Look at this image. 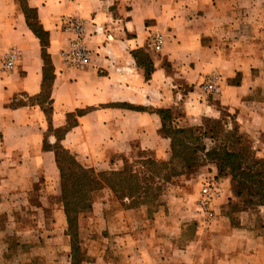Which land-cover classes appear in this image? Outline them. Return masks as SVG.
I'll use <instances>...</instances> for the list:
<instances>
[{
    "label": "crops",
    "instance_id": "1",
    "mask_svg": "<svg viewBox=\"0 0 264 264\" xmlns=\"http://www.w3.org/2000/svg\"><path fill=\"white\" fill-rule=\"evenodd\" d=\"M27 1L50 38L51 127L65 130L75 117L60 144L85 168L120 171L123 157L139 153L168 160L164 109L182 112L181 128L226 112L264 158V0ZM67 18L104 30L96 35L90 26L92 60L83 69L62 66ZM158 34L166 39L159 52L151 47ZM13 52L18 60L6 70ZM138 52L152 62L149 79ZM44 68L41 41L19 1L0 0V264L73 262L53 149L59 140L32 103L42 94ZM212 75L221 77L216 94L200 87ZM221 188L220 212L233 198L231 180ZM173 219L163 206L150 218L112 190L98 192L79 219L82 264H264V207L217 220L195 239Z\"/></svg>",
    "mask_w": 264,
    "mask_h": 264
},
{
    "label": "trees",
    "instance_id": "2",
    "mask_svg": "<svg viewBox=\"0 0 264 264\" xmlns=\"http://www.w3.org/2000/svg\"><path fill=\"white\" fill-rule=\"evenodd\" d=\"M18 1L22 10L26 13L28 26L39 38L43 48L45 62L44 85L42 94L39 98L32 100V103H37L44 109L50 124L48 133L55 134L59 140V143L53 149L62 178L63 202L68 220V235L72 239V264H82L85 260L81 248L79 219L81 215L92 210L94 195L105 189H110L125 206L128 205L129 208H145L148 216L153 218L161 206L159 198L164 187L163 185L159 187V182L170 183V180H173L172 178L180 176V171L177 170L178 165L175 162H180L184 169L188 170L192 166L193 161L196 160L197 149L191 150L188 147L190 153L182 152V148L188 146L187 142L189 140L200 141L209 137L216 143V147L209 150L206 157L215 162L218 177H231L232 194L236 199L240 200L242 206L240 208L230 200L228 205L231 210L225 217H234L235 215L232 213H236L237 209H240L237 212L239 213L264 207V163L257 160L254 154V145L250 139V142H244V135L236 127H234L233 131L225 129L227 125L222 119L223 114L220 119H204L209 125L203 129H196L193 126L181 128L177 125L178 118L181 115L176 116L174 112L180 110H159L158 114L162 118L163 124L162 134L170 139L171 151L169 159L161 161L162 163L155 166L154 169H151L154 164L151 160L141 163L143 167H148L147 170H149L148 173L150 175H147V177L149 180L146 179V176L140 181L139 175H129V157H123V168L120 171L96 172L78 163L60 144L68 130L76 125L75 117L70 116V123L65 130L54 131L51 127L53 108L50 98L54 82V70L48 54L49 33L40 24L37 10L30 8L27 0ZM137 59L140 66H143L146 71V78L149 79L154 70L151 60L142 52H138ZM180 114H182L181 111ZM228 117L234 119L229 114ZM197 133L198 137H196ZM46 147H50L47 142ZM203 150L206 149L203 148ZM168 168H172L170 170L172 171L171 175L167 174ZM155 170L158 177L155 174ZM151 175L159 179L158 183H156L154 178H151ZM125 200H129V204Z\"/></svg>",
    "mask_w": 264,
    "mask_h": 264
},
{
    "label": "rangeland",
    "instance_id": "3",
    "mask_svg": "<svg viewBox=\"0 0 264 264\" xmlns=\"http://www.w3.org/2000/svg\"><path fill=\"white\" fill-rule=\"evenodd\" d=\"M174 115H181L180 118H182L180 111L174 112ZM180 118H178V120ZM222 119L227 125L225 129L233 131L234 127H236L239 130L234 119L228 117V113L223 112ZM208 125L209 124L203 120L201 124L195 125L193 128L203 129ZM196 137H198V133ZM243 138L244 142H250L249 138L245 135ZM187 145L188 146L182 148V152L190 153V149H197L196 160L193 161L192 166L188 170L184 169V166L180 164V162H175V164L178 165L177 170L180 171V176L172 178L173 180H170V183H164L162 181L159 182L158 186L161 187V185H163L164 187L161 191L162 195L159 198V204L164 207L165 213H167L169 217L172 219L174 217H177L178 219L180 218V221L182 222V224H176V226H174V224L171 225L174 227H181L184 231L188 230L192 233L191 235L195 239L198 237V232L209 229L210 226H212L217 220L226 218V214L231 210L229 209V205H225L222 212L217 209L219 197L213 198L212 206L209 209L204 207L202 209L203 189L209 184H215L218 189L219 196L222 197L224 192L222 191L221 184L224 183V180L230 179L231 177H218V170L215 162L206 157L207 152L216 147V143L213 142L212 139L207 137L201 139L200 141L189 140ZM203 148L206 150H203ZM254 154L259 162L264 163V158L257 156L256 151H254ZM128 159L130 166L129 175H139L141 178L140 181H142L143 177L150 175L148 173L149 170H147L148 167H143L141 163L146 160H151L154 163H152L153 167L151 169H154L155 166L162 163L160 160H157L155 157L147 153L135 154ZM171 169L172 168L167 169V174L171 175ZM155 174L158 177L156 170ZM157 177L151 175V178H154L156 183L159 181ZM146 179L149 180L148 177ZM153 187H155V185H153ZM230 200L237 204L238 207H242L240 200L236 199L235 196H233ZM237 210L239 211L240 209ZM237 212H233L232 214L236 215ZM16 241L17 239L15 242Z\"/></svg>",
    "mask_w": 264,
    "mask_h": 264
},
{
    "label": "built area",
    "instance_id": "4",
    "mask_svg": "<svg viewBox=\"0 0 264 264\" xmlns=\"http://www.w3.org/2000/svg\"><path fill=\"white\" fill-rule=\"evenodd\" d=\"M96 27L95 34L100 35L104 30L97 27L94 21L80 20L76 18H67L61 21V30L66 36L67 47L61 51V61L64 71L79 70L88 67L91 64L93 48L89 42V28ZM166 39L158 34L152 38L151 47L154 51H161ZM18 53L13 52L5 65L6 70L14 68L18 60ZM61 71L59 79H64L65 72ZM221 77L212 75L202 81L200 87L210 94L220 92ZM219 197L218 189L215 184H209L203 189L202 209L212 206L213 198Z\"/></svg>",
    "mask_w": 264,
    "mask_h": 264
}]
</instances>
